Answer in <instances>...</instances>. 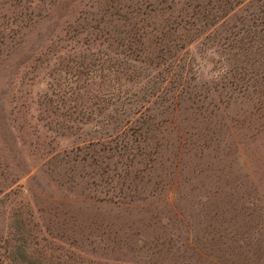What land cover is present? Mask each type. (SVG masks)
Returning a JSON list of instances; mask_svg holds the SVG:
<instances>
[{"label": "rangeland", "instance_id": "1", "mask_svg": "<svg viewBox=\"0 0 264 264\" xmlns=\"http://www.w3.org/2000/svg\"><path fill=\"white\" fill-rule=\"evenodd\" d=\"M0 264H264V0H0Z\"/></svg>", "mask_w": 264, "mask_h": 264}]
</instances>
